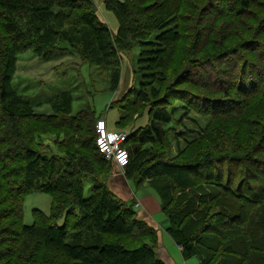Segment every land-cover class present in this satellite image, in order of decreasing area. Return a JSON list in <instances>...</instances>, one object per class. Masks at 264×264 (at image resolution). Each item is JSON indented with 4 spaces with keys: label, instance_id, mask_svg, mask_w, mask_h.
Returning a JSON list of instances; mask_svg holds the SVG:
<instances>
[{
    "label": "rangeland",
    "instance_id": "obj_1",
    "mask_svg": "<svg viewBox=\"0 0 264 264\" xmlns=\"http://www.w3.org/2000/svg\"><path fill=\"white\" fill-rule=\"evenodd\" d=\"M123 2L126 16L117 19L105 0H71L68 9L54 13L61 18L50 25L58 39L46 43L49 53L29 48L7 71L0 69V160L9 146L2 142L18 131L25 145L34 140L26 164L43 166L42 159L54 158L58 165H73L89 158L90 149L79 144L92 140L97 119L105 120L108 131L129 134L141 130L149 121L147 111L161 103L171 108L173 122L162 145L143 146L146 151L135 166H150L152 158L161 157L178 164L202 159L221 168L223 181L255 193L247 217L264 238V0ZM93 11L88 23L102 35L106 28L110 53L100 44L90 48L84 42L91 31L72 22V16ZM69 12L73 27L62 19ZM69 36L73 46L66 41ZM61 120L69 129L60 128ZM135 166L133 179L141 170ZM125 171L117 177L126 178ZM133 179L127 181L135 200L128 203L135 212L142 197L159 203L147 182ZM90 181L83 182L84 197ZM50 203L41 192L25 196L23 223H33L34 211L49 216ZM149 218L159 230L167 223L161 211ZM176 251L175 264H198L194 257L182 260Z\"/></svg>",
    "mask_w": 264,
    "mask_h": 264
},
{
    "label": "trees",
    "instance_id": "obj_2",
    "mask_svg": "<svg viewBox=\"0 0 264 264\" xmlns=\"http://www.w3.org/2000/svg\"><path fill=\"white\" fill-rule=\"evenodd\" d=\"M123 1L105 0L106 8L112 10L117 19L120 15L126 16L128 5ZM70 2L0 0L2 73L11 67L16 55L26 49L50 52L46 43H50L52 37L58 39L56 28L50 25L61 18L54 13L68 9ZM247 6L248 2L244 1L243 8ZM94 14V11L81 12L72 16V22L78 21L91 31L90 38L84 42H88L90 48L100 44L109 52L106 28V35H102L93 28V23H88L86 16ZM70 15L69 12L62 19L67 23L64 25L73 27ZM66 41L71 46L75 44L73 36ZM5 42H9L10 47H5ZM160 105L147 111L149 121L141 130L127 134L130 157L125 168L127 179H133L130 174L146 151L143 146L162 145L165 128L173 122L171 108ZM58 124L64 129L70 126H64L62 120ZM76 129L82 131L81 127ZM14 133V138L2 142L9 146L4 159L0 160V264H164L155 251L158 247L156 230L138 218V213L132 209L134 204L119 200L108 190L110 166L96 151L94 134L89 144L83 140L79 144L81 149H90L87 160L58 165L54 158L42 159L43 166L35 167L26 164V152L31 149L29 144L34 142L33 138L25 145L19 132ZM154 159L157 158L150 160L153 161L150 166L149 163L146 167L135 166L141 170L133 181L136 184L147 182L155 193L160 211L168 220L166 232L181 249L183 259L194 257L198 264H264V238L258 237L262 231L258 232L247 217L254 192L233 188L223 181L221 168L210 167L202 159L179 164L161 157ZM85 179L91 180L86 197L83 195ZM32 192L49 196L50 214L45 216L34 211L33 223L26 225L22 218L23 198Z\"/></svg>",
    "mask_w": 264,
    "mask_h": 264
},
{
    "label": "crops",
    "instance_id": "obj_3",
    "mask_svg": "<svg viewBox=\"0 0 264 264\" xmlns=\"http://www.w3.org/2000/svg\"><path fill=\"white\" fill-rule=\"evenodd\" d=\"M108 190L114 194L119 200L123 202H129L131 200H135V193L132 190V184L130 181H127L124 177H114L108 178L106 182ZM136 204H139L138 207V218L143 220L150 227L154 228L157 232L158 236V247L155 249L157 256L164 264H175L178 261L177 251H179L181 255V249L176 246L174 249L169 245L170 238L166 236V230L168 228V220L167 223L164 222L162 224L163 229H158V225L150 220V216L156 215L160 211L159 203H154L151 198H140ZM167 226V227H166ZM166 227V228H165ZM172 243V242H171ZM174 243V242H173ZM175 244V243H174ZM172 256L175 260H170L169 256ZM170 256V257H171ZM181 259H183L181 255Z\"/></svg>",
    "mask_w": 264,
    "mask_h": 264
},
{
    "label": "built area",
    "instance_id": "obj_4",
    "mask_svg": "<svg viewBox=\"0 0 264 264\" xmlns=\"http://www.w3.org/2000/svg\"><path fill=\"white\" fill-rule=\"evenodd\" d=\"M95 148L98 154L109 164V178L119 176L128 166L130 157L126 147L128 136L120 131H108L103 119L94 123ZM139 207V204L135 205Z\"/></svg>",
    "mask_w": 264,
    "mask_h": 264
}]
</instances>
